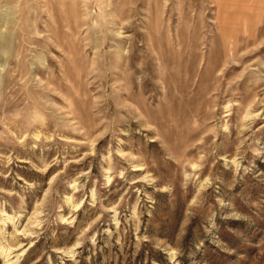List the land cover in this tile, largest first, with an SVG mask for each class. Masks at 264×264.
I'll use <instances>...</instances> for the list:
<instances>
[{"label":"rangeland","instance_id":"374dc122","mask_svg":"<svg viewBox=\"0 0 264 264\" xmlns=\"http://www.w3.org/2000/svg\"><path fill=\"white\" fill-rule=\"evenodd\" d=\"M0 264H264V0H0Z\"/></svg>","mask_w":264,"mask_h":264}]
</instances>
